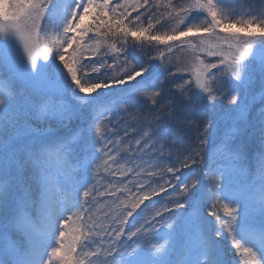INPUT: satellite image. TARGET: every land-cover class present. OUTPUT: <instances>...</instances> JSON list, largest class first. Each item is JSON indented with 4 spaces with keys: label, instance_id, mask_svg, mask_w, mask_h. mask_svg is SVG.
I'll return each mask as SVG.
<instances>
[{
    "label": "snow or ice",
    "instance_id": "6c2138e0",
    "mask_svg": "<svg viewBox=\"0 0 264 264\" xmlns=\"http://www.w3.org/2000/svg\"><path fill=\"white\" fill-rule=\"evenodd\" d=\"M0 264H264V0H0Z\"/></svg>",
    "mask_w": 264,
    "mask_h": 264
},
{
    "label": "rangeland",
    "instance_id": "374dc122",
    "mask_svg": "<svg viewBox=\"0 0 264 264\" xmlns=\"http://www.w3.org/2000/svg\"><path fill=\"white\" fill-rule=\"evenodd\" d=\"M4 74H5V76L8 75V73H7V69L4 70ZM59 134H60V135H63L64 133H63V131H60Z\"/></svg>",
    "mask_w": 264,
    "mask_h": 264
}]
</instances>
